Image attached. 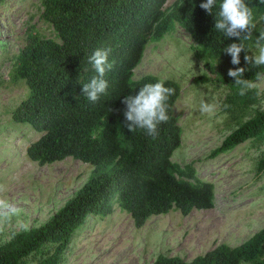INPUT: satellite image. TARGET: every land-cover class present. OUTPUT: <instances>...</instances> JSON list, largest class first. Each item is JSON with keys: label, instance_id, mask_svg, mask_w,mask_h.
I'll list each match as a JSON object with an SVG mask.
<instances>
[{"label": "trees", "instance_id": "1", "mask_svg": "<svg viewBox=\"0 0 264 264\" xmlns=\"http://www.w3.org/2000/svg\"><path fill=\"white\" fill-rule=\"evenodd\" d=\"M5 0H0V5ZM43 0L42 17L54 28L58 40L28 31L27 42L17 55L14 79L25 81L28 95L13 110L15 122L29 123L41 135L27 147V155L39 164L73 157L93 166L86 182L64 205L39 226L21 229L0 243V264H63L78 230L91 215L105 217L115 204L127 211L141 228L149 218L180 210L215 205V185L196 175L191 165L172 160L182 142V127L175 114L181 96L180 82L146 74L134 79L150 41H159L176 24L195 42V55L204 61L215 81L226 85L223 109L236 127L211 153L217 156L249 140L264 141V109L256 86L239 94L229 69L245 67L251 84L264 75V66L251 69L241 52L239 65L223 48L238 38H227L215 30V13L200 7L205 0ZM254 7L257 30L264 28V5L246 0ZM258 5V7H257ZM259 35L258 31L253 32ZM251 44L252 42H247ZM97 48H110L113 68L107 72L105 94L95 103L83 96V84L96 75L88 57ZM255 48L250 50L254 52ZM251 69V70H248ZM163 80L175 89L169 97V120L159 125L156 138L143 129L132 133L126 126L123 100L138 94L146 83ZM206 74L196 77L205 82ZM130 123V122H127ZM257 171H264V155ZM154 264H264V227L237 246L220 244L186 260L160 253Z\"/></svg>", "mask_w": 264, "mask_h": 264}, {"label": "rangeland", "instance_id": "2", "mask_svg": "<svg viewBox=\"0 0 264 264\" xmlns=\"http://www.w3.org/2000/svg\"><path fill=\"white\" fill-rule=\"evenodd\" d=\"M43 0H5L0 5V243L21 229L47 221L86 182L93 166L73 157L50 164L31 160L26 151L40 137L29 123L15 122L14 108L28 95L25 81L14 79L17 55L27 42L28 30L58 40L42 17ZM176 0H168L171 6ZM198 44L179 24L159 41H150L134 79L146 74L174 79L182 85L175 114L182 127L181 145L172 160L191 165L196 175L215 185V205L152 216L141 228L118 204L105 217L91 215L78 230L63 264H154L160 253L192 260L220 244L240 245L264 227V171L257 165L264 141L249 140L217 156L219 147L236 124L223 109L230 89L215 81L195 55ZM203 67V71H202ZM206 74L209 81L198 82ZM260 93L255 107L264 109V75L252 84ZM214 104L201 113V102ZM26 226V227H25Z\"/></svg>", "mask_w": 264, "mask_h": 264}, {"label": "clouds", "instance_id": "3", "mask_svg": "<svg viewBox=\"0 0 264 264\" xmlns=\"http://www.w3.org/2000/svg\"><path fill=\"white\" fill-rule=\"evenodd\" d=\"M259 5H264V0H259ZM200 7L210 15L214 14V8H218L214 14L215 30L223 33L227 38H238L239 42H233L223 48L224 52L231 55L233 65L240 64V54L244 51V60L251 65V69L264 66V28L257 30L258 19L253 6H250L246 0H205ZM259 21H264V16L259 17ZM254 31H258L259 35H255L253 40ZM249 41L252 43H247ZM252 47L255 51L250 55L248 53ZM110 53V48H97L88 57V62L96 75L83 84L82 92L90 102H97L108 89L109 82L105 77L113 68V62L109 60ZM245 71V67H239L229 69L227 73L229 77L234 78L240 95H244L252 87L250 81L244 78ZM174 94L175 89L166 86L165 82L160 80L144 84L136 95L126 96L123 103L126 105L124 116L128 129L132 133H135L137 128L143 129L148 136L156 138L159 125L169 120L167 101ZM214 108V104L203 101L199 106L202 114L212 113ZM2 206L5 204L3 200H0V207Z\"/></svg>", "mask_w": 264, "mask_h": 264}]
</instances>
